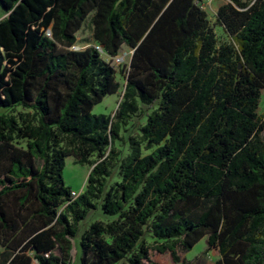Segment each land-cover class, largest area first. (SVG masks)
<instances>
[{
  "label": "trees",
  "instance_id": "obj_1",
  "mask_svg": "<svg viewBox=\"0 0 264 264\" xmlns=\"http://www.w3.org/2000/svg\"><path fill=\"white\" fill-rule=\"evenodd\" d=\"M202 3L0 0V264H72L96 204L114 219L81 233V264H192L178 252L203 238L212 264H264V0L218 7L223 44ZM90 15L108 57L133 51L113 116L92 111L118 93L115 69L73 49ZM68 157L92 168L76 198Z\"/></svg>",
  "mask_w": 264,
  "mask_h": 264
},
{
  "label": "rangeland",
  "instance_id": "obj_2",
  "mask_svg": "<svg viewBox=\"0 0 264 264\" xmlns=\"http://www.w3.org/2000/svg\"><path fill=\"white\" fill-rule=\"evenodd\" d=\"M229 0H203L202 8L207 13L208 20L213 29L218 44L227 43L229 41L227 35L223 29L216 22V11L219 6L228 2ZM3 17V11L0 7V19ZM96 47L101 53V57L108 62L116 71V80L120 84V89L117 94L107 95L103 101L93 108L92 113L95 115L103 114L113 116L114 112L118 108L119 103L122 100L123 88L125 85L124 78L119 74V70L125 68L130 61L131 51L123 46L117 57H108L101 48H98L93 40V26L91 22V15L85 20L81 29L76 35V44L73 47L74 50H83L87 47ZM20 108H16L15 112H20ZM10 113L9 107H0V115H8ZM258 115H264V91L261 92L258 110ZM133 122V123H132ZM127 126L122 128V139L117 141L115 147L122 155H126L128 152V145L126 143V137L133 135L137 132L139 125L144 123L143 118H135ZM149 151H144L143 154H148ZM93 160V158L91 159ZM90 167L86 165H79L75 162L73 157L65 159V167L63 169V181L66 187H69L76 195H80L85 191L86 180L90 172ZM117 178H113L111 182H115ZM114 219L113 216L106 215L101 212L99 204H96L95 209L88 211L86 217L81 220L77 225V236L73 241L72 264L80 263V249L78 241L81 233L89 227V225L95 221L109 222ZM147 242L152 243V239L148 238ZM178 256L180 259H185L192 264H212L218 259V254L214 250H207L206 239L203 238L197 242L192 249L187 252L179 251ZM150 258L152 262L157 264H174L171 260L170 254H159L156 251L150 252ZM35 264V263H33Z\"/></svg>",
  "mask_w": 264,
  "mask_h": 264
},
{
  "label": "built area",
  "instance_id": "obj_3",
  "mask_svg": "<svg viewBox=\"0 0 264 264\" xmlns=\"http://www.w3.org/2000/svg\"><path fill=\"white\" fill-rule=\"evenodd\" d=\"M71 195H72L73 198H76L78 196L74 192H71Z\"/></svg>",
  "mask_w": 264,
  "mask_h": 264
},
{
  "label": "water",
  "instance_id": "obj_4",
  "mask_svg": "<svg viewBox=\"0 0 264 264\" xmlns=\"http://www.w3.org/2000/svg\"><path fill=\"white\" fill-rule=\"evenodd\" d=\"M132 53H133V51L131 52V54H132ZM91 169H92V168H91ZM91 169H90V170H91Z\"/></svg>",
  "mask_w": 264,
  "mask_h": 264
}]
</instances>
